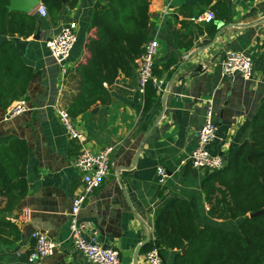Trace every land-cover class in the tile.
<instances>
[{
	"label": "crops",
	"instance_id": "obj_1",
	"mask_svg": "<svg viewBox=\"0 0 264 264\" xmlns=\"http://www.w3.org/2000/svg\"><path fill=\"white\" fill-rule=\"evenodd\" d=\"M97 1L78 0L57 22L49 14L42 17L34 33L40 30L37 39L0 36V42L12 40L36 72L23 97L29 110L7 120V109L19 99L0 109V138L18 136L31 149L28 194L5 217L17 226L19 237L7 244L15 234L0 224V264H92L73 246L68 217L84 186L83 174L75 165L83 146L94 151L114 147L110 172L88 196L80 217L96 226L101 242L117 251L121 264H148L144 249L156 239V214L168 199L194 201L202 226L236 230L243 220L210 214L203 189L211 172L192 168L189 157L209 100L219 125L218 138L210 146L213 153L228 159L249 139V125L264 101V0H150L151 38L159 41L156 64L165 70L157 76V97L146 109L136 61L132 75L120 74L104 83L107 103L97 101L85 112L71 115L85 134L80 141L68 135L59 110L68 111L77 94L72 68L89 58L87 44L97 36L96 29L90 28ZM207 10L216 13L214 21L191 20ZM71 21L77 22L78 41L64 74L47 41ZM230 50L252 55L253 78L223 75V61ZM171 60L176 62L165 68ZM160 166L167 172L163 182L158 177ZM25 210L31 211L29 220L23 218ZM38 230L47 232L57 246L52 255L30 262L31 234ZM173 258L174 251L167 250L164 264H172Z\"/></svg>",
	"mask_w": 264,
	"mask_h": 264
},
{
	"label": "trees",
	"instance_id": "obj_2",
	"mask_svg": "<svg viewBox=\"0 0 264 264\" xmlns=\"http://www.w3.org/2000/svg\"><path fill=\"white\" fill-rule=\"evenodd\" d=\"M53 22L60 20L66 8L76 7L78 0H41ZM10 0H0V36L34 35L38 20L34 13L9 9ZM150 0H99L95 3L90 28L97 36L89 40L90 52L85 63L72 68L77 94L68 111L73 117L85 112L97 101H109L104 83L120 74L132 75L136 60L151 40ZM176 61L171 60L165 68ZM164 69L155 63L154 75ZM36 74L12 40L0 42V109L26 96ZM153 81L145 92L146 109L156 97ZM245 140L225 166L206 179L204 193L210 202V214L217 218H243L236 230L202 226L197 204L171 198L159 208L155 220L156 239L144 251L158 247L162 257L174 251L172 264H264V101L249 125ZM31 149L18 136L0 138V224L19 237L17 226L6 220L28 194L30 183L27 165ZM1 233V231H0ZM186 248L183 252L182 249Z\"/></svg>",
	"mask_w": 264,
	"mask_h": 264
},
{
	"label": "built area",
	"instance_id": "obj_3",
	"mask_svg": "<svg viewBox=\"0 0 264 264\" xmlns=\"http://www.w3.org/2000/svg\"><path fill=\"white\" fill-rule=\"evenodd\" d=\"M33 11H37L41 17L48 16L47 7L40 1ZM213 10L200 12L191 17L194 22H211L216 19ZM77 22L71 21L64 25L62 31L47 41V46L60 63L64 74L68 73V60L78 41ZM159 52V41L151 38L145 45L144 50L137 58V72L139 90L145 94L147 84L153 81L156 85L159 80L154 75V66ZM223 75L229 76L241 74L247 79L253 78L254 59L251 54L245 51L230 50L223 61ZM30 106L26 99H19L7 109L5 119H12L27 110ZM60 121L71 138L80 141L85 140V134L77 128L71 114L64 109L59 110ZM219 125L214 121V109L211 100L208 101L205 122L198 135V141L192 150L189 163L194 169L207 170L209 172L221 170L226 164V157L223 154L213 153L211 144L218 138ZM113 146H106L103 149L94 151L83 146L75 161L76 167L83 174L84 186L82 191L74 198L71 209L68 212L69 230L73 246L92 264H121L117 251L105 246L100 240V233L96 226L81 219V210L90 194L98 189L110 172L111 153ZM167 172L163 166L158 168L159 181L163 182ZM31 211L25 210L23 218L29 220ZM34 240V249L29 255L30 262H36L54 253L57 246L47 232L38 230L31 234ZM148 264H164L158 247L152 248L146 254Z\"/></svg>",
	"mask_w": 264,
	"mask_h": 264
},
{
	"label": "water",
	"instance_id": "obj_4",
	"mask_svg": "<svg viewBox=\"0 0 264 264\" xmlns=\"http://www.w3.org/2000/svg\"><path fill=\"white\" fill-rule=\"evenodd\" d=\"M39 2L40 0H10L9 9L30 13L35 9V7L38 5ZM34 15L36 19L39 22H41L42 20L41 15L38 12H34ZM221 32H222V29L218 32L217 36H219ZM39 33H40V30H38L37 33L33 35V37L35 39L39 38L40 37ZM150 241H151V236L148 239V242ZM140 248L141 246L138 248L136 255L139 253ZM183 251H185V249H183Z\"/></svg>",
	"mask_w": 264,
	"mask_h": 264
}]
</instances>
